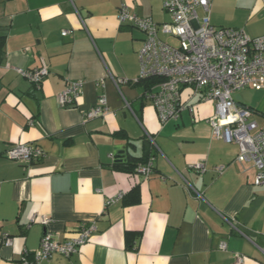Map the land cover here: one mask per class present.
<instances>
[{"label": "crops", "instance_id": "crops-1", "mask_svg": "<svg viewBox=\"0 0 264 264\" xmlns=\"http://www.w3.org/2000/svg\"><path fill=\"white\" fill-rule=\"evenodd\" d=\"M122 4L169 20L162 0H0V264H20L24 252L32 260L44 232L65 240L92 222L95 231L74 253L39 264H230L234 253L240 264H264V185L254 184L255 167L236 159V144L212 137V101L193 95L192 113L160 121L138 83L145 34L119 22ZM209 17L215 26L264 34L263 0H211ZM42 65L49 73L38 86L15 71ZM110 76L128 81L116 86ZM76 79L84 80L81 95L62 105L58 93ZM249 90L250 101L237 104L262 126L264 89ZM100 94L108 111L85 119ZM16 143L38 145L44 155L10 160L5 151ZM116 145L125 146V162H114ZM148 152V176L125 170L130 156ZM197 161L204 172L192 167Z\"/></svg>", "mask_w": 264, "mask_h": 264}, {"label": "built area", "instance_id": "built-area-1", "mask_svg": "<svg viewBox=\"0 0 264 264\" xmlns=\"http://www.w3.org/2000/svg\"><path fill=\"white\" fill-rule=\"evenodd\" d=\"M210 1L162 0V9L169 16V20L164 22L139 16L122 4L118 19L120 23L136 27L145 34L137 52L140 66L138 81L149 77L159 79L145 96L155 107L160 121L177 119L185 109L192 113V104H188L187 99L193 95H198L199 100L212 101L214 112L206 119L212 137L236 144V159L251 162L256 169L254 184L264 185V125L259 126L251 120V110L238 105L234 99V94L241 91L264 89V34L251 37L242 28L215 26L209 17ZM198 8L203 10V15L198 14ZM67 32L62 30L61 34L66 35ZM161 33L176 43L161 38ZM15 71L36 86L49 73L46 65L30 69L15 67ZM110 77L116 86L128 81ZM83 83V79L69 81L57 95L59 102L62 105L75 104L82 93ZM185 89L188 90L186 99L183 98ZM107 111L106 97L100 94L97 103L85 111L84 118L103 116ZM147 136L152 139L148 133ZM43 155L42 148L33 143H16L5 151L7 158L21 163L36 162ZM153 161L154 157L150 156L135 171L148 176L153 170ZM192 167L198 173L205 171L203 161L195 162ZM216 168L220 171L223 167ZM121 196L119 193L106 204ZM49 220L43 216L41 223L46 224ZM231 227L251 240L235 225L231 224ZM95 229L94 222L82 224L73 236L65 240L44 232L32 260L27 258L28 252H24L20 264H39L55 254L69 256L89 240ZM2 236L4 245L11 244L7 233ZM220 246L224 249L225 243ZM259 248L264 253V248ZM241 261L242 255L234 253L230 264H240Z\"/></svg>", "mask_w": 264, "mask_h": 264}, {"label": "trees", "instance_id": "trees-1", "mask_svg": "<svg viewBox=\"0 0 264 264\" xmlns=\"http://www.w3.org/2000/svg\"><path fill=\"white\" fill-rule=\"evenodd\" d=\"M4 42H5V35L0 34V55L3 49ZM158 80H159L158 78L149 77L146 79L139 80L138 83L141 84L144 87L145 91L147 92L155 83L158 82ZM150 156L152 155H149V152L146 154H142L140 156H133V155L130 156L127 160V163L124 166L125 170L128 171L136 170V167L139 164L146 162Z\"/></svg>", "mask_w": 264, "mask_h": 264}, {"label": "water", "instance_id": "water-1", "mask_svg": "<svg viewBox=\"0 0 264 264\" xmlns=\"http://www.w3.org/2000/svg\"><path fill=\"white\" fill-rule=\"evenodd\" d=\"M234 99L238 102L240 101L249 102L250 101V90L247 89V90L234 94ZM113 159H114V162H118V163H122L126 161V153H125L124 145L115 146L114 153H113Z\"/></svg>", "mask_w": 264, "mask_h": 264}, {"label": "rangeland", "instance_id": "rangeland-1", "mask_svg": "<svg viewBox=\"0 0 264 264\" xmlns=\"http://www.w3.org/2000/svg\"><path fill=\"white\" fill-rule=\"evenodd\" d=\"M161 38H163V39H165V40H169L171 43H173V44H175L176 42L173 40V39H171V37H169V36H167V35H165V34H162L161 33Z\"/></svg>", "mask_w": 264, "mask_h": 264}]
</instances>
